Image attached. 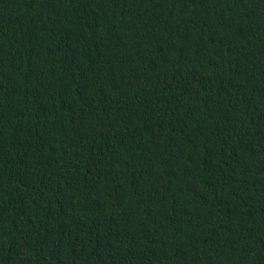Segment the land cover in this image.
<instances>
[{
  "label": "trees",
  "instance_id": "16d2710c",
  "mask_svg": "<svg viewBox=\"0 0 264 264\" xmlns=\"http://www.w3.org/2000/svg\"><path fill=\"white\" fill-rule=\"evenodd\" d=\"M0 264H264V0H0Z\"/></svg>",
  "mask_w": 264,
  "mask_h": 264
}]
</instances>
